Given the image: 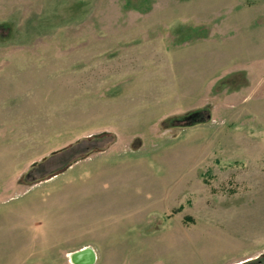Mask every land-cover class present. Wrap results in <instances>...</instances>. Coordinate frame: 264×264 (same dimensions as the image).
<instances>
[{"label": "rangeland", "instance_id": "1", "mask_svg": "<svg viewBox=\"0 0 264 264\" xmlns=\"http://www.w3.org/2000/svg\"><path fill=\"white\" fill-rule=\"evenodd\" d=\"M84 247L264 264V0H0V264Z\"/></svg>", "mask_w": 264, "mask_h": 264}, {"label": "water", "instance_id": "2", "mask_svg": "<svg viewBox=\"0 0 264 264\" xmlns=\"http://www.w3.org/2000/svg\"><path fill=\"white\" fill-rule=\"evenodd\" d=\"M85 248V247H84ZM83 249V248H82ZM82 249H80L79 251H81ZM89 251H90V253H91V257L89 258V264H93L94 262H95V260H96V256H95V252H94V250H92L91 248H89ZM76 253H77V251L76 252H74V253H71V254H68V259H69V261L72 263V264H80V263H82V262H80V261H78L76 258Z\"/></svg>", "mask_w": 264, "mask_h": 264}, {"label": "bare ground", "instance_id": "3", "mask_svg": "<svg viewBox=\"0 0 264 264\" xmlns=\"http://www.w3.org/2000/svg\"><path fill=\"white\" fill-rule=\"evenodd\" d=\"M83 253H86L87 255L83 254ZM83 255L87 256L85 260L83 259L84 258ZM76 257H77L76 259L78 261L82 262L80 264H89L90 263L89 262V258L91 257V253L89 252V248L85 247L81 251L78 250L77 253H76Z\"/></svg>", "mask_w": 264, "mask_h": 264}]
</instances>
